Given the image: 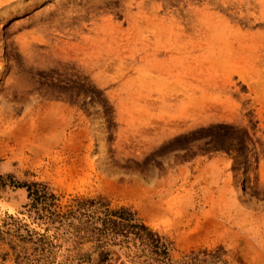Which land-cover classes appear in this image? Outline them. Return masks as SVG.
<instances>
[{"label": "rangeland", "instance_id": "rangeland-1", "mask_svg": "<svg viewBox=\"0 0 264 264\" xmlns=\"http://www.w3.org/2000/svg\"><path fill=\"white\" fill-rule=\"evenodd\" d=\"M99 198L264 264V0H0V264H78Z\"/></svg>", "mask_w": 264, "mask_h": 264}, {"label": "trees", "instance_id": "trees-1", "mask_svg": "<svg viewBox=\"0 0 264 264\" xmlns=\"http://www.w3.org/2000/svg\"><path fill=\"white\" fill-rule=\"evenodd\" d=\"M29 192L30 198L39 195L38 190L29 188ZM73 219L81 222L77 238L94 243L92 251L77 253L78 264H227L223 248L192 252L174 260L172 243L141 221L131 208H112L103 198L79 202L74 211L65 214L52 213L50 221L65 226Z\"/></svg>", "mask_w": 264, "mask_h": 264}]
</instances>
